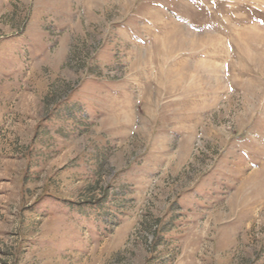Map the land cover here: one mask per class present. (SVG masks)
I'll use <instances>...</instances> for the list:
<instances>
[{
	"label": "rangeland",
	"instance_id": "rangeland-1",
	"mask_svg": "<svg viewBox=\"0 0 264 264\" xmlns=\"http://www.w3.org/2000/svg\"><path fill=\"white\" fill-rule=\"evenodd\" d=\"M0 264H264V0H0Z\"/></svg>",
	"mask_w": 264,
	"mask_h": 264
}]
</instances>
